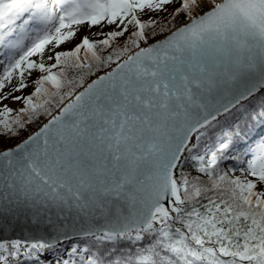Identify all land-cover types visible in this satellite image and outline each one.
I'll return each mask as SVG.
<instances>
[{
    "label": "snow or ice",
    "instance_id": "obj_1",
    "mask_svg": "<svg viewBox=\"0 0 264 264\" xmlns=\"http://www.w3.org/2000/svg\"><path fill=\"white\" fill-rule=\"evenodd\" d=\"M262 89L264 0H0V264H264Z\"/></svg>",
    "mask_w": 264,
    "mask_h": 264
},
{
    "label": "rangeland",
    "instance_id": "obj_2",
    "mask_svg": "<svg viewBox=\"0 0 264 264\" xmlns=\"http://www.w3.org/2000/svg\"><path fill=\"white\" fill-rule=\"evenodd\" d=\"M146 18V17H145ZM157 18H159V17H157ZM98 29L97 28H93L92 29V31L94 32V31H97ZM80 34H88L90 37H91V33H89V32H86V30L85 29H81V32L78 34V35H80ZM162 37V36H161ZM161 37H159V38H161ZM149 42H153L152 40H150ZM107 69H104V70H102L101 72H97L95 75H93L87 82H89L90 80H92L94 77H96L97 75H99L100 73H102V72H104V71H106ZM86 82V83H87ZM85 83V84H86ZM80 90V89H79ZM19 94V93H18ZM5 103H8L7 101L5 102ZM12 103L13 102H11V103H9V106L10 107H13V108H17V107H19L20 105L19 104H17L16 106H13L12 105ZM0 106H2V105H0ZM55 112H53V114H54ZM46 121V119L43 121V122H45ZM41 126V125H40ZM38 129V128H37ZM35 131V130H34ZM32 132H30L29 134H31ZM26 136H24V138H25ZM14 144H12V145H10V146H13Z\"/></svg>",
    "mask_w": 264,
    "mask_h": 264
},
{
    "label": "trees",
    "instance_id": "obj_3",
    "mask_svg": "<svg viewBox=\"0 0 264 264\" xmlns=\"http://www.w3.org/2000/svg\"><path fill=\"white\" fill-rule=\"evenodd\" d=\"M102 70H104V69H102ZM101 70V71H102ZM101 71H99V72H101ZM92 77V76H91ZM91 77H89V78H87L86 79V81H85V83L91 78ZM79 90V89H78ZM261 93H264V90H262L261 91ZM261 93H258L257 95L259 96ZM46 119V118H45ZM44 119V120H45ZM43 120V121H44ZM42 121V122H43ZM42 122H41V124H42ZM41 124H33L32 126H30L29 128H28V130H27V133H23L22 134V136H21V138H24V136H26L27 134H29L30 132H33L34 130H36ZM16 142H18V141H12L10 144H8L7 146H10V145H12V144H15Z\"/></svg>",
    "mask_w": 264,
    "mask_h": 264
},
{
    "label": "water",
    "instance_id": "obj_4",
    "mask_svg": "<svg viewBox=\"0 0 264 264\" xmlns=\"http://www.w3.org/2000/svg\"><path fill=\"white\" fill-rule=\"evenodd\" d=\"M162 38V37H161ZM154 42V41H153ZM150 43H152V42H150ZM114 66V65H113ZM107 71V70H106ZM105 72V71H104ZM104 72H102V73H100L99 75H103L104 74ZM96 77H94L93 79H95ZM91 82V80L89 81V82H87V83H90ZM87 83L84 85L85 87L87 86ZM80 90H82V89H80ZM262 90H264V89H262ZM261 90V91H262ZM55 114V113H54ZM46 122V121H45ZM38 129H36L35 131H37ZM34 132V131H33ZM26 138V137H25ZM14 146V145H13Z\"/></svg>",
    "mask_w": 264,
    "mask_h": 264
},
{
    "label": "bare ground",
    "instance_id": "obj_5",
    "mask_svg": "<svg viewBox=\"0 0 264 264\" xmlns=\"http://www.w3.org/2000/svg\"><path fill=\"white\" fill-rule=\"evenodd\" d=\"M17 104H18V103H16V102H13V103H12L13 106H16Z\"/></svg>",
    "mask_w": 264,
    "mask_h": 264
}]
</instances>
